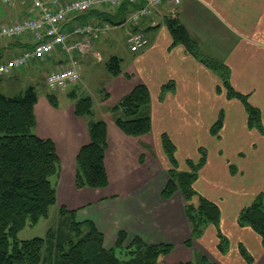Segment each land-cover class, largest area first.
<instances>
[{
	"label": "crops",
	"instance_id": "crops-1",
	"mask_svg": "<svg viewBox=\"0 0 264 264\" xmlns=\"http://www.w3.org/2000/svg\"><path fill=\"white\" fill-rule=\"evenodd\" d=\"M131 11L130 7L125 12L97 7L86 15L73 18V20L86 18L94 21L104 20L109 23L110 20L122 22L116 26L110 23V32L95 43L94 49L100 59L96 60L90 56L79 64L78 70L86 73L91 68L101 69L98 65L103 63L102 53L106 52V61L116 56L121 61L126 59L125 62H130L132 69L133 66L136 67V78L134 73L120 76L122 84L127 82V90L130 91L133 84H144L150 95L147 110L151 119V132L146 135L149 137L146 140L150 144L152 154L149 153L143 162L128 156L129 153L141 156L145 147L137 146V138L116 133L117 144L108 143L104 160L108 187L99 192L98 198H106L112 189H116L131 194L130 199L124 197L125 207L131 212L148 207L147 210L151 211L149 218L140 220L134 216L129 226L125 222L124 230L131 237L138 236L151 244H178L186 241L189 233L188 227L182 225L184 209L179 210L183 200L179 195H174L171 203L165 207L161 204L160 207L158 192L163 189L162 186L167 185V174L154 164L157 162L150 163L148 168H145L146 159H152L151 157L156 155L158 158L156 161L161 160L163 156L160 136L164 133L176 145L178 160L185 156L194 157L197 152L196 144H202L208 159L204 171L194 182L195 189L220 206L219 224L225 226L223 228L221 226L222 232L234 239L235 245L246 240L247 244L251 242L252 252L258 247L254 264H264V252L258 235L249 227H239L236 223L238 206L235 205V195L228 202L226 199L227 193L240 189L235 186L233 177L228 172L227 181L219 180V176L222 175L223 159L213 158V155L223 153L230 160L231 154L238 158L237 154L240 152L249 153L250 159L253 160L264 158V136L258 134L255 129L247 128V114L239 99L227 97L224 90L217 92L216 87L220 84L217 72L204 66L187 51L184 45L173 43L166 23V18L170 16L167 5L161 10L162 18L158 22L142 21L138 28L145 33L149 44L138 52H131L126 42V34L132 26L125 23ZM30 16L32 12L24 0H14L8 5L0 3V25ZM177 18L187 28L202 52L228 68L230 85L236 92L247 95L248 102L261 111L264 125V0H182ZM67 27L72 30V23L69 22ZM120 37L122 40L118 42ZM11 40V45L5 43L3 46L0 42V57L2 51L7 50V56L10 58L21 54L29 47V37L26 35ZM62 59L61 53L55 51L50 57L40 61L47 64L45 70H49L62 66ZM28 65L25 68H28ZM16 75L17 72L13 77ZM128 82H132V85ZM80 87L81 91L83 89L85 92L84 85L81 84ZM72 91L70 90L69 93ZM129 91L122 93L118 99L121 100ZM75 92L78 93V88ZM36 106L37 103L34 106L36 126L45 127L41 138H48L54 142L60 162L57 201L71 208L81 206L80 204L85 201H95L96 191L80 190L78 193L74 187L76 156L88 138L86 118L76 116L71 106L59 111L50 107L45 109L41 107L38 112ZM218 120L222 122V127L217 135H213L210 129ZM127 143H132L133 146H128ZM241 145H245L247 149L242 150ZM230 163H233V160L228 161L227 166ZM234 165L243 166L245 163L237 161ZM127 168H131L129 176L126 175ZM207 175H215L216 179ZM231 181L234 185H231ZM215 183L218 187L212 191ZM146 189L143 194L142 191ZM64 190L69 195H65ZM151 190L157 192L156 203L152 202L151 194L147 195ZM170 204L174 206L172 209L169 207ZM98 226L100 227L99 224ZM165 226L168 227L167 230ZM163 228L166 230L163 236L152 234L154 230ZM212 229L213 234L210 239L214 240L216 229L214 226Z\"/></svg>",
	"mask_w": 264,
	"mask_h": 264
},
{
	"label": "trees",
	"instance_id": "trees-1",
	"mask_svg": "<svg viewBox=\"0 0 264 264\" xmlns=\"http://www.w3.org/2000/svg\"><path fill=\"white\" fill-rule=\"evenodd\" d=\"M129 7L119 10L125 12ZM122 23V22H119ZM117 23V24H119ZM169 27L174 44H182L187 51L212 71L217 72L220 84L218 93L223 90L227 97L239 99L247 114V126L264 136L261 111L248 102V96L236 92L229 82L228 68L212 56L202 52L187 28L177 16H168ZM121 59L110 57L106 69L112 75L121 73ZM74 100V113L89 118L92 115V102L88 97L70 96ZM54 103L56 97L49 95ZM37 93L31 86L19 95L8 97L0 91V264H166L163 259L171 251L164 244H145L140 238L133 241L134 250L127 259H118L108 255L102 249V236L92 224L85 225L75 221L74 212L59 208L61 226L48 230L43 237H34L19 241L17 233L28 222L34 225L40 217L47 218L50 209L56 204V189L51 177L58 168V155L54 142L33 133L36 120L34 105ZM150 95L144 84L136 85L121 98L114 110L122 113L115 120L116 127L128 137H137L151 131V119L148 114ZM222 122L217 121L210 133L217 135ZM89 141L80 147L76 156L77 188H103L108 185L105 168L107 150V125L104 121L90 120L88 124ZM161 143L166 152L170 168L169 182L162 195L170 198L180 191L185 201V215L191 227L192 237L186 245L191 246V239L199 238L209 225L215 226L217 249L224 252L221 245L222 231L217 227L221 219L220 206L209 198L200 195L194 187L197 171L205 163L201 154L198 162L188 161L189 171H177L176 147L167 134L161 135ZM197 198V202L193 198ZM240 226L250 227L261 239L264 247V201L257 199L250 206L243 208L237 217ZM124 234L119 236L122 242ZM66 247V248H65ZM247 253V252H246ZM244 251L246 263L252 257ZM179 264H194L192 262ZM197 264H210L204 257H199Z\"/></svg>",
	"mask_w": 264,
	"mask_h": 264
},
{
	"label": "rangeland",
	"instance_id": "rangeland-1",
	"mask_svg": "<svg viewBox=\"0 0 264 264\" xmlns=\"http://www.w3.org/2000/svg\"><path fill=\"white\" fill-rule=\"evenodd\" d=\"M24 2L28 6L25 0ZM4 5H7V4H4ZM110 23H112V25H115V26L117 24V22H114L113 20H110ZM68 29L71 30V28H68ZM121 40L122 38L120 37V39H118V42H120ZM0 42H1V45L5 43L8 45L12 44L11 39L4 38V37L0 38ZM118 42L116 41L117 44H119ZM101 50L103 51V49ZM7 53H8L7 50L2 51V56L0 57V59H3V58L5 59L0 60V62L6 61L9 59V56H7ZM102 56L104 57L103 63L98 65V67H100L101 69L97 67L93 69L91 68L86 73H83L80 70H78L79 81L75 83L74 85H69L67 89L63 91L50 92L47 82L45 81V77L47 76V73L49 71V70H45V67H47V64L42 63L41 61L40 62L36 61V60H32L29 63L28 68L20 69L18 71L16 70L17 75L15 77L13 76L16 72L12 76L5 77L2 80H0V91L8 97H13V96L19 95V93L23 92L28 87L32 86L35 89V92L37 93V100H38L36 102L37 112L39 111V108L41 107L44 109L47 107H50V109L52 110L55 109L59 111V110L67 109L69 106H71L72 110H74V100L70 97L72 96V94L76 93L78 97L79 96L88 97L91 99V102H92V115L89 116V118L85 119L87 129H88V124L90 120L104 121L107 125V145L108 143L111 145L117 144V140L115 139L116 138L115 134L116 133L118 134L121 132L116 127L115 120L121 117L122 113L114 110V108L115 106H117V104L120 101V99H118L121 97L120 95H122V93L126 91H129L127 90V82L125 81V83L122 84V79L120 78V76H124L125 73L135 74L136 67L133 66V69H132L131 63L125 62L126 60L125 59L120 62L121 73L118 75H112L106 70V65H105V62L107 59L106 52H103ZM102 69L105 71H103ZM84 78H85V81H84ZM135 78H136V74H135ZM80 83L84 85L85 92H83V89L81 91ZM128 84L132 85V82H128ZM136 85L133 84L130 91ZM6 87L8 88L6 89ZM77 88H78V93L75 92ZM70 90H73V91L69 93ZM50 94H54V96L56 97V101L54 103L49 98ZM37 112H36V115H37ZM82 118H85V117H82ZM44 131H45V127L43 125H40L39 127V125L36 126V123H35V126L33 128L34 134L41 137L42 135L41 133H44ZM150 132L148 134H150ZM148 134L137 136V137H132V138H137L138 147L140 148L145 147L146 150L144 149V153L141 156H137L136 154H130V153L128 156H131L135 159H138V161L143 162L144 158L147 157L149 153L152 154L150 144H148V141L146 140L147 138H149V137H146V135ZM258 134L262 135L260 132H258ZM140 137L142 138L140 139ZM88 141H89V133H88L87 141L85 143H87ZM85 143H83L82 145H84ZM127 145L133 146L132 143H127ZM160 145H161L163 157L160 158L161 160L159 162L156 161L158 159L156 155H153V157H151L152 159L147 158L148 159V160L146 159L147 166H145V168H148V164L157 162L154 164H156L159 169H162L167 174L166 179L168 178V181H167L168 183L170 180V177L168 175V170L171 166L168 161L166 152L164 151L162 147L161 136H160ZM196 147H197V150H196L197 152L194 157L188 158L186 156L185 157L182 156L183 158L180 160H178L176 157L177 162H178L177 171H189L190 167H188L187 162L188 161L198 162V160L201 158V154L205 157V163H206V160L208 159L206 150L203 149L202 144H199V143L196 144ZM240 148L242 150L247 149L245 145H241ZM176 154H177V149L175 150V156ZM231 155L232 156L229 159L233 160V163H230L229 166H227V162L230 160L227 159L228 156H226L225 154L223 153L219 155L216 154V155H213V158L223 159V166H222V173H221L222 175L219 176L220 178L219 180L225 179L227 181V179L229 178L228 177V174H229L230 176L233 177L232 181L235 183V186L240 189L236 191H230L229 193H227V198H226L228 202V200H232V196L235 195V205L238 206L237 216H236V223H237L238 214L243 208L250 206L251 204L256 202L257 199H261V200L263 199L264 201V158H257L253 160V159H250L249 153H244V152L238 153L237 154L238 158H235L233 154ZM237 161L244 162L245 165L243 166L234 165V162H237ZM204 165L198 169L197 178L199 177L200 173L204 171L205 169ZM60 169L61 167H60V162H59L56 173L54 174V176L51 177V180L54 183V186L56 189V204L50 209L48 217L47 218L40 217L38 222L34 225H30L27 222L25 226L17 233L16 238L19 241H23V240L32 239L34 237H43L44 235H46V233H48L49 229L56 228L57 226H61L63 232H66V229L61 225L60 219H59V208L63 207L69 212H74L75 221L77 223H81V224L84 223L85 225L92 224V226L95 227V229L102 236L101 246L105 253H107L108 255H112L118 259L129 258L130 253L134 250V247H135V245H133L134 239L140 238V237L129 236L128 233L124 230L126 226L125 222L129 226V223L134 216H136L134 218L140 219V220L149 218L151 211L147 210L148 207L145 206L143 208H138L139 212L138 211L131 212L129 209L125 207V203H124V201H126L124 197L129 198V199L131 198L130 193L126 194V192L124 191L112 189L110 191V194L112 193L111 195L108 193L109 195L106 198H98L99 192L106 189L108 186L103 187V188H88V187L77 188L75 184L76 182L75 177H74V187L76 188L77 192L79 193L80 190H92L93 189V191H96L95 192L96 200L93 202L85 201L84 203L80 204L81 206H77L73 208L67 207L57 201V190H58L59 180H60ZM130 170L131 168H127L128 173H126V175L128 176L130 175L131 173L129 172ZM216 170L217 169H215V171ZM76 172H77V162H76ZM76 172H75V176H76ZM207 173H208V168H207ZM126 175H125V178L127 177ZM207 176L209 178L216 179L215 175H207ZM232 181H231V185H234L232 184ZM162 187L163 189L160 191V193L158 192V195L160 198V207H161V204L162 205L164 204V207H165L169 203H171V200L174 195H179L180 198H182L183 204L180 205L179 210L182 211L184 209V215H183L184 219H183L182 225L184 227H188L189 235H188L187 240H189L192 237V235H191L190 224L188 223L186 215H185V208H186L187 202L185 201L180 191L175 192L170 198L163 197L162 192L166 186L165 187L162 186ZM217 187L218 185H216L215 183V187L214 189H212V191H215ZM146 191L147 189L142 191V193L145 194ZM63 192L65 195H69L67 191L65 192L64 190ZM215 193H219V192H215ZM83 194L84 192H82V196H84ZM149 194H151V197L153 198L152 202L156 203L157 192L151 190L149 193H147V195ZM200 195L202 194L200 193ZM193 201L196 203L197 198L194 197ZM169 207L170 209H172V207L174 206L170 204ZM180 211H179V214H180ZM172 214L175 215L174 213ZM180 215H179V218L181 220ZM176 220L178 219L176 218ZM97 223L100 225V227L103 230L98 226ZM221 226L222 228L225 227L222 224L217 225L219 229H221ZM238 226L248 227V226H240V225ZM212 227L211 225H209L201 237L191 239V246L186 245L187 240L178 242V244L162 243L164 245L170 246L171 251L167 255H165L163 258H161V260L163 259V261L166 264H179V263H187V262H192L194 264H197L198 258L204 257L205 260L208 261L210 264H245L246 261L242 256V251H244L245 253L247 252L253 259L252 262L247 263V264L256 263V255L258 253V250H257L258 247H256L255 250L252 252L251 248L253 246L251 242L247 244L246 240H244V242H238L235 245L234 239L227 236L223 232H222L223 239H221V245L224 248V252L219 251L217 249V244L219 242H218V239L216 238V234L214 236L215 238H213L214 240L210 239L211 235L213 234ZM167 228L168 227L165 226L166 230ZM165 229L164 228L156 229L152 232V234L161 237L165 234L166 232ZM168 233H171V231H168ZM121 234H124L125 238L123 237L122 242L121 241L118 242L119 240L118 238L119 236H121ZM171 239L175 241V238L172 236H171ZM259 240H260V245L262 247V250L264 252V247L261 244L260 237H259ZM141 241L142 243H145V244H151L149 242L144 241L143 239H141ZM235 251L238 257H236ZM242 262H245V263H242Z\"/></svg>",
	"mask_w": 264,
	"mask_h": 264
},
{
	"label": "built area",
	"instance_id": "built-area-1",
	"mask_svg": "<svg viewBox=\"0 0 264 264\" xmlns=\"http://www.w3.org/2000/svg\"><path fill=\"white\" fill-rule=\"evenodd\" d=\"M14 0H0L11 4ZM32 16L0 25V38L29 37V47L19 55L0 62V80L10 77L16 70L25 68L32 60L40 61L55 51L61 53L62 66L50 68L46 82L52 92H60L79 81L78 66L90 56L100 59L95 43L106 37L111 24L108 21L76 19L97 7L118 10L131 8L125 23L132 28L126 34L131 52H138L149 44L145 33L138 27L143 20L158 22L162 9L169 8L170 16H177L182 0H25ZM72 23V30L67 25Z\"/></svg>",
	"mask_w": 264,
	"mask_h": 264
}]
</instances>
